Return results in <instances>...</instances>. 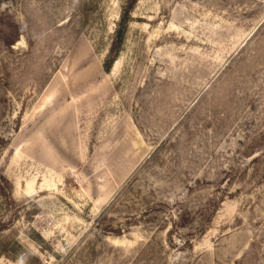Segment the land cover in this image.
Returning <instances> with one entry per match:
<instances>
[{"label": "rangeland", "instance_id": "rangeland-1", "mask_svg": "<svg viewBox=\"0 0 264 264\" xmlns=\"http://www.w3.org/2000/svg\"><path fill=\"white\" fill-rule=\"evenodd\" d=\"M0 264H264V0H0Z\"/></svg>", "mask_w": 264, "mask_h": 264}, {"label": "bare ground", "instance_id": "bare-ground-1", "mask_svg": "<svg viewBox=\"0 0 264 264\" xmlns=\"http://www.w3.org/2000/svg\"><path fill=\"white\" fill-rule=\"evenodd\" d=\"M117 65V64H116ZM50 91V90H49ZM53 91H55L56 92V90L54 89ZM53 92H49V94L48 95H44L43 96V98H42V101H41V103H40V106L42 105V104H47V103H50L51 102V98H52V96H53V94H52ZM43 107V106H42Z\"/></svg>", "mask_w": 264, "mask_h": 264}, {"label": "trees", "instance_id": "trees-1", "mask_svg": "<svg viewBox=\"0 0 264 264\" xmlns=\"http://www.w3.org/2000/svg\"><path fill=\"white\" fill-rule=\"evenodd\" d=\"M125 26H126V24H125ZM113 61H114V59L111 62H113Z\"/></svg>", "mask_w": 264, "mask_h": 264}]
</instances>
